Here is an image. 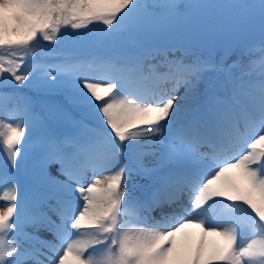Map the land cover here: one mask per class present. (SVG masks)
<instances>
[{
    "label": "snow or ice",
    "instance_id": "1",
    "mask_svg": "<svg viewBox=\"0 0 264 264\" xmlns=\"http://www.w3.org/2000/svg\"><path fill=\"white\" fill-rule=\"evenodd\" d=\"M257 21L264 33V0H0V89H12L0 99L13 103L0 116V264H264V70L250 79L254 59L225 69L150 43L212 47ZM67 30L115 55L34 59ZM236 68L224 95L200 90L205 72ZM27 89L67 101L40 119L34 143ZM28 161L38 167L21 197ZM134 174L149 179L139 196Z\"/></svg>",
    "mask_w": 264,
    "mask_h": 264
},
{
    "label": "trees",
    "instance_id": "2",
    "mask_svg": "<svg viewBox=\"0 0 264 264\" xmlns=\"http://www.w3.org/2000/svg\"><path fill=\"white\" fill-rule=\"evenodd\" d=\"M99 26L100 25H97L96 27H99ZM63 45L64 43L62 41L56 44H49L48 42L42 41L41 47L38 50L34 59L41 63L57 64L60 62H67V61H68L67 63H73L72 61H70L72 56H80L78 57L79 60L87 58V55H81L75 51L65 49ZM260 46L264 48V44H261ZM202 48L204 49V46ZM45 49L48 50L47 53L45 52ZM103 51L105 52L95 53V54H92L91 56L95 57V56H100V55H115V52L111 48H106ZM231 52L232 51H230L229 48L225 46V52L223 55L219 51H216L214 52V54H211L208 49L207 51L195 50V53L191 52L190 54H186V55H184V53L181 50L176 49L175 55L177 56L183 55L185 59L188 61H191L197 58L201 60H211L214 64H223V67L225 69L229 65H232L234 61H241L242 63L246 65L247 63L246 56L241 55L240 57L235 58L234 57L235 54L233 53L231 54L232 56H230ZM48 53H55V55H51ZM260 56L262 55L260 54L257 55L258 58H260ZM239 76H240L239 68L233 69L231 73L227 71H208L203 74V78H202V81L199 87L201 91H206L210 95L211 94L223 95L231 87V83L233 79ZM0 91L11 92L12 89L6 88V89H0ZM29 91H31L32 94L25 91V95L29 96L30 99L33 101V107L36 113V121L33 123H30L29 126L31 127V129L28 131V133H26L25 139H28L29 134H30L31 140L34 143L36 140V134L38 131V124H39L40 119L42 117L48 116L52 109L59 107L61 104H67V101L65 98L60 96V94L58 93L49 94V93L38 92L37 90L35 91L29 90ZM12 107H13V103L11 101L0 99V116L7 117L9 114V110ZM73 115H77V114L72 112V110L69 108V111H68L69 118L62 119L61 121L64 128L69 129V130L72 129L73 125H72L70 117H72ZM33 171H34V168L27 167L26 174L30 178H34Z\"/></svg>",
    "mask_w": 264,
    "mask_h": 264
},
{
    "label": "rangeland",
    "instance_id": "3",
    "mask_svg": "<svg viewBox=\"0 0 264 264\" xmlns=\"http://www.w3.org/2000/svg\"><path fill=\"white\" fill-rule=\"evenodd\" d=\"M99 27H102V25H100ZM68 31V35L67 36H61L60 39H59V43L62 41L64 43V48L65 49H69V50H72V51H75L81 55H84V54H89V53H99V51H102L104 50L103 47H95V46H92L91 44H89L86 40H83V39H73L72 38V35H73V32L71 30H67ZM264 37V33L261 32L260 30V27H259V23L258 21L256 23H254L253 25H251L250 27H248L247 29H245L244 31H242L241 33H239L237 36L235 37H231V38H228V39H224V40H219L217 41L214 46L212 47H208V46H205V45H200L201 46V50L203 49L202 47L204 46L205 48L208 47V49H218V50H225V44L229 46V50L230 51H236V55L237 56H246L245 54L250 50V49H257V45L258 43L260 42L261 38ZM151 45H154V46H175V45H183V46H187V45H192L193 47H197L198 44H194V43H186L180 39H177V38H158V39H155V40H152L151 42ZM245 54H243V53ZM242 53V54H241ZM225 56V55H224ZM75 57H80V56H75ZM256 60V59H255ZM257 65L259 67H261V64H260V60H259V63H257ZM93 68V67H91ZM90 68V69H91ZM80 69H81V72L84 73V74H87L89 75L90 77L92 78H96V79H102L103 78V71H100L99 74L98 71H97V68H94L92 69V72L96 75H98V77H95L91 74H89L88 72H86V70H84L81 65H80ZM91 71V70H90ZM27 90H33L35 91L34 89H27ZM177 97L179 98L180 97V93H176ZM179 102V100H178ZM31 129V127L29 126V129L28 131ZM56 169V166L55 164L50 167V170H55ZM91 177V172H88L87 173V178H85L83 180V183L87 184L88 182V178ZM59 179L63 180L65 179V177H59ZM143 182L139 183L142 184ZM134 185L133 183H128V189H129V192L133 193L136 191V188H134ZM73 186H75V184L73 183ZM137 193H135L136 195ZM4 205L5 203H3L2 201H0V210H5L4 209ZM54 219H56L55 215H53ZM30 228V227H29ZM195 231L196 229H189V232H192L195 234ZM39 235L45 237L46 239H52V236L50 233L48 232H45V231H41L39 233ZM217 242L220 243L219 241V238H217Z\"/></svg>",
    "mask_w": 264,
    "mask_h": 264
},
{
    "label": "water",
    "instance_id": "4",
    "mask_svg": "<svg viewBox=\"0 0 264 264\" xmlns=\"http://www.w3.org/2000/svg\"><path fill=\"white\" fill-rule=\"evenodd\" d=\"M81 31L85 32L86 30H81ZM78 36H79V33H76L75 37H78Z\"/></svg>",
    "mask_w": 264,
    "mask_h": 264
}]
</instances>
